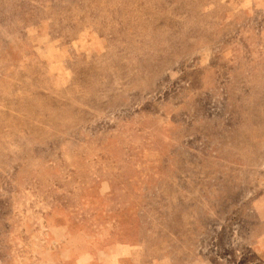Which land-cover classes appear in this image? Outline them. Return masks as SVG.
<instances>
[{"label":"rangeland","instance_id":"obj_1","mask_svg":"<svg viewBox=\"0 0 264 264\" xmlns=\"http://www.w3.org/2000/svg\"><path fill=\"white\" fill-rule=\"evenodd\" d=\"M0 264H264V0H0Z\"/></svg>","mask_w":264,"mask_h":264}]
</instances>
